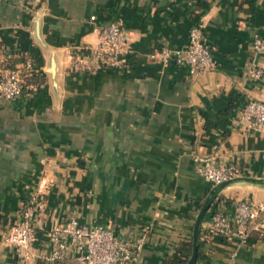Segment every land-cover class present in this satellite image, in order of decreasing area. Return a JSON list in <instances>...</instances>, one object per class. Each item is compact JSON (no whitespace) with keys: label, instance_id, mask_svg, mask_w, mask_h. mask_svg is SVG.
<instances>
[{"label":"crops","instance_id":"0c3cea01","mask_svg":"<svg viewBox=\"0 0 264 264\" xmlns=\"http://www.w3.org/2000/svg\"><path fill=\"white\" fill-rule=\"evenodd\" d=\"M112 21L126 35L128 70L72 69ZM197 25L212 48L211 69L192 76L148 59L185 47ZM27 52L41 57L40 87L0 100V264H58L47 231L70 217L132 243L144 234L131 264H169L212 187L195 157L263 175L264 132L246 130L232 112L264 101V0H3L0 71ZM38 190L45 225L21 257L1 238ZM218 198L232 213L239 199L264 203V187L232 186ZM200 241L207 264H264V227L244 241Z\"/></svg>","mask_w":264,"mask_h":264},{"label":"built area","instance_id":"2783aa9c","mask_svg":"<svg viewBox=\"0 0 264 264\" xmlns=\"http://www.w3.org/2000/svg\"><path fill=\"white\" fill-rule=\"evenodd\" d=\"M3 0H0V3ZM256 52L262 49L261 39L255 35L252 42ZM126 35L118 21H112L100 30L98 43L89 49V56L78 59L72 69L95 72L99 70H128L124 56L128 53ZM148 59L184 67L190 75L211 69L214 66L212 48L207 42L200 25L190 29L188 42L183 48L162 47L147 55ZM30 60L15 66L3 67L0 71V100L10 102L22 96H29L40 86L24 84V77L35 74ZM262 70L253 71L259 78ZM234 121L251 132H264V101L248 100L241 107L234 109ZM196 171L208 180L212 186L222 181L244 175L239 165L230 162L218 165L213 158L195 157ZM247 176V175H245ZM264 178V172L262 176ZM45 193L38 190L23 202L19 219L2 235L1 242L13 247L19 256L29 253L30 245L35 240L38 229L45 225ZM264 227V203L254 204L247 199L234 203L230 213L224 204L214 206L210 216L201 225L202 238L221 237L246 240L251 233L260 232ZM51 246L52 261L73 257L74 264H131L136 260L143 246L145 235L142 234L133 243L121 238L104 224H81L75 217L55 223L47 231ZM193 264H207L202 254Z\"/></svg>","mask_w":264,"mask_h":264},{"label":"water","instance_id":"95a60500","mask_svg":"<svg viewBox=\"0 0 264 264\" xmlns=\"http://www.w3.org/2000/svg\"><path fill=\"white\" fill-rule=\"evenodd\" d=\"M237 185L264 187V178L242 175L222 181L218 184L213 185L210 188L194 220V224L192 227V234H191V238H192L191 254L187 259V261L185 262V264H193L197 259L198 247L200 242L201 225L212 203L224 189Z\"/></svg>","mask_w":264,"mask_h":264},{"label":"trees","instance_id":"16d2710c","mask_svg":"<svg viewBox=\"0 0 264 264\" xmlns=\"http://www.w3.org/2000/svg\"><path fill=\"white\" fill-rule=\"evenodd\" d=\"M26 60H30L32 65H33V67L35 69H37L38 72H36L35 74H32L30 76H25L24 77V84L25 85L38 84L40 86L41 85V81L43 79V73L41 71L42 60H41V57L39 56L38 53H36V52H27L26 56H24L23 58L11 60V61H9V63H7L6 66L8 68H14L15 67L14 66L15 62L23 63ZM232 113H234V112H232ZM218 199L219 198L217 197L214 200V202L212 203L211 207L207 211L204 219L209 217L210 216V212L213 209V207L219 204V200ZM202 234H203V232H202V229H201L200 238L202 237ZM200 243H201V241L199 242V247H198V253H197V258L198 259L202 257ZM191 249H192V238L190 236L189 238L183 239V240H181L178 243V245H177L178 255L170 257L168 259V263L169 264H185V262L187 261V259L189 258L190 254H191ZM62 261L63 260H57V261H55V263L62 264Z\"/></svg>","mask_w":264,"mask_h":264},{"label":"bare ground","instance_id":"6f19581e","mask_svg":"<svg viewBox=\"0 0 264 264\" xmlns=\"http://www.w3.org/2000/svg\"><path fill=\"white\" fill-rule=\"evenodd\" d=\"M244 186V185H243Z\"/></svg>","mask_w":264,"mask_h":264}]
</instances>
